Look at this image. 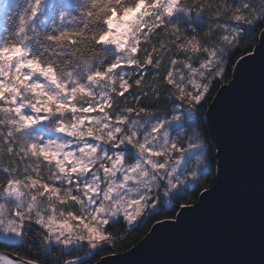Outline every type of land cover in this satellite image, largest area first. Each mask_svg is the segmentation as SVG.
Listing matches in <instances>:
<instances>
[{
  "label": "snow or ice",
  "instance_id": "snow-or-ice-1",
  "mask_svg": "<svg viewBox=\"0 0 264 264\" xmlns=\"http://www.w3.org/2000/svg\"><path fill=\"white\" fill-rule=\"evenodd\" d=\"M256 68L264 93V0H0V264H113L183 228Z\"/></svg>",
  "mask_w": 264,
  "mask_h": 264
},
{
  "label": "water",
  "instance_id": "water-1",
  "mask_svg": "<svg viewBox=\"0 0 264 264\" xmlns=\"http://www.w3.org/2000/svg\"><path fill=\"white\" fill-rule=\"evenodd\" d=\"M233 151L224 189L183 228L113 264H264V93L259 69L226 102Z\"/></svg>",
  "mask_w": 264,
  "mask_h": 264
}]
</instances>
